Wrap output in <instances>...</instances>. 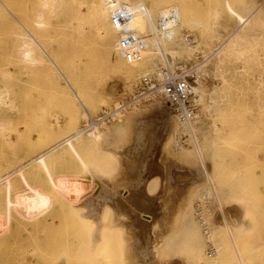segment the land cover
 I'll list each match as a JSON object with an SVG mask.
<instances>
[{
    "label": "rangeland",
    "instance_id": "374dc122",
    "mask_svg": "<svg viewBox=\"0 0 264 264\" xmlns=\"http://www.w3.org/2000/svg\"><path fill=\"white\" fill-rule=\"evenodd\" d=\"M0 1V264H264V0H124L157 30L161 8L190 9L174 44L147 29L156 57L131 63L105 0ZM162 54L191 127L144 83Z\"/></svg>",
    "mask_w": 264,
    "mask_h": 264
},
{
    "label": "bare ground",
    "instance_id": "6f19581e",
    "mask_svg": "<svg viewBox=\"0 0 264 264\" xmlns=\"http://www.w3.org/2000/svg\"><path fill=\"white\" fill-rule=\"evenodd\" d=\"M74 3H75V1L74 0H72ZM71 1V2H72ZM0 3H1V1H0ZM73 3V4H74ZM1 5V4H0ZM159 5H160V3H159ZM3 6H4V4H3ZM2 6V7H3ZM1 7V6H0ZM0 8L1 10L4 8ZM181 7V6H180ZM180 7L177 5V4H173V5H171V6H165L164 8H161L160 10H159V12H158V30H157V28L155 29L154 28V22H153V20H152V16H151V11H149L148 9H146L145 7H144V9H145V13H140V20L137 22V26L139 25V27L137 28V26H136V33L137 34H141L142 35V33L143 32H145L147 29H150L151 28V30H152V32L154 31V30H156L159 34H161L162 36H164V38L169 42V45H171V44H174V36H175V34H176V30H177V28H180V27H182V26H184L185 25V22L184 21H182V18L184 19L185 18V20H186V24H187V20L189 19V16H188V14H190V9H188V13L186 12L187 11V8H186V10H185V8L182 6L181 7V9H182V11H183V8H184V10H185V12L186 13H183L182 14V12L180 11ZM190 7V6H189ZM0 10V12L2 13V15H3V17H5L6 19H8V14L6 13V12H3V11H1ZM7 10V9H6ZM229 10V9H228ZM227 10V11H228ZM8 11V10H7ZM255 11V10H254ZM9 12H10V10H9ZM253 15V14H252ZM74 18L75 17H73V19H72V21L74 20ZM77 18V17H76ZM75 18V19H76ZM75 21V20H74ZM251 20H250V17H247L245 20H243L241 23H240V27H242V26H244V25H247L249 22H250ZM198 23V22H197ZM251 25V24H250ZM21 27V26H20ZM24 27V26H23ZM22 28V27H21ZM176 28V29H175ZM132 29H133V31H134V27L132 26ZM22 30H24V29H22ZM149 31V30H148ZM135 32V31H134ZM237 32V31H236ZM155 33V32H154ZM150 34H153V33H150ZM17 35L20 37V38H22L23 39V41L21 42V44H20V52H21V55L23 56V58H25V59H27V60H29V61H31L32 63H34V65L35 64H40V63H42V58L40 57V56H38V54L36 53V49H33V47H34V44H36L37 45V43H35V40L34 39H32V37H28V35H26V33L24 34V33H19V32H17ZM146 35V34H145ZM144 35V36H145ZM150 36V35H149ZM242 36V35H241ZM236 37V33L234 32V33H232L223 43H222V45H220L217 49H215V51L213 52V53H210V54H212V56H216V55H218L220 52H221V50H222V48H223V46H225L226 45V43L230 40V39H233V38H235ZM31 38V39H30ZM152 38V37H151ZM148 41H149V39H148ZM189 41V40H188ZM150 43H153V42H151V41H149ZM190 42V41H189ZM38 46H40L39 44H38ZM168 45H166V47H167ZM47 47V46H46ZM41 48V47H40ZM159 47H158V45H157V48H156V46H154V48H149L143 55H142V57L141 58H143V59H145V60H147V61H151L153 58H155L156 57V55H155V53H154V50L156 49H158ZM162 48V47H161ZM160 48V49H161ZM164 48V47H163ZM39 48H37V50H38ZM42 50H44V49H42ZM160 51V50H159ZM161 51H163V50H161ZM160 51V52H161ZM166 51H168V53H173L172 52V50H168V48H166ZM44 52V51H43ZM164 52V51H163ZM163 52H161V53H163ZM119 53V52H118ZM160 53V54H161ZM165 53V52H164ZM175 54V53H174ZM38 56V57H37ZM42 56V55H41ZM119 56H120V54H119ZM161 56H163L162 57V59L164 60V63H163V66H165V69L164 70H162L161 71V73H160V75H159V77L157 78V82H159V85H151L150 86V89L149 90H153V89H155V88H157L158 86H161L162 85V82L165 80V78H166V76H169L168 75V73H167V71H170L171 70V68L173 69V63H167L166 61H167V58H164L165 57V54H162ZM161 56H160V58H161ZM172 57H175V55H171ZM121 57V56H120ZM122 58V57H121ZM166 59V60H165ZM173 59V58H172ZM162 60V61H163ZM126 61V60H125ZM50 62H52V61H50ZM129 63H131V62H129ZM53 65H55L54 63H53ZM200 66H202V65H200ZM55 67V66H54ZM55 72V71H54ZM172 72V71H171ZM143 74V73H142ZM159 74V73H158ZM158 84V83H157ZM160 90V89H159ZM196 92V91H195ZM5 96H6V92L5 91H0V104H2V102H3V100H4V98H5ZM80 102V101H79ZM118 110V109H117ZM85 114H86V112H85ZM115 114L116 113H112L111 115L112 116H115ZM87 115V118H91V116L90 115H88V114H86ZM101 120V119H100ZM95 122H98V120H95L94 121V123ZM192 126V125H191ZM190 126V127H191ZM95 128L97 127V125L96 126H94ZM95 128H94V130H95ZM194 129V128H193ZM97 132H98V130H97ZM194 132V131H193ZM82 133H83V131H80V132H76L74 135H72V136H70L69 138H67V139H65L63 142H62V144L59 146H57L56 148H58V147H65L66 145H68V144H70L71 142H74V141H76V140H78L81 136H82ZM94 133H92L91 135H93ZM60 142V141H59ZM55 145V144H54ZM56 148H52V149H50V150H46V151H43L41 154H39L38 155V157L37 158H35L34 160H32L30 163H28L26 166H24L23 168H21V169H19L15 174L17 175V174H19V173H22V171L23 170H25L26 168H30V167H32V166H36V164H38L39 162H43L44 160H45V158H47L48 156H50L55 150H56ZM197 148H198V146L196 145V150H197ZM206 172H207V170H206ZM14 174V175H15ZM13 175V174H12ZM12 175L11 176H7L6 178H4V179H1L0 180V186H3V185H5L8 181H10V179H11V177H12ZM207 176H208V174H207ZM209 178V177H208ZM207 182V181H206ZM208 183H209V181H208ZM211 183V182H210ZM9 185V184H8ZM210 185V184H209ZM213 185V184H212ZM211 185V186H212ZM5 186H7V184L5 185ZM4 186V187H5ZM3 187V188H4ZM2 188V187H1ZM212 188H214L215 189V187L214 186H212ZM1 190V189H0ZM3 190V189H2ZM1 190V191H2ZM214 192H215V190H214ZM216 193V192H215ZM142 218H143V220L145 221V222H150L151 221V216H149L148 214L146 215V214H143L142 216H141ZM142 220V221H143ZM152 222V221H151ZM146 224V223H145ZM151 224V223H150ZM146 225H148V224H146ZM226 230V229H225ZM216 252H217V250H215ZM216 252H213V254L215 255V253ZM204 253L202 252V255H203ZM217 254V253H216ZM201 255V254H200ZM201 255V258L203 257ZM212 256V255H211ZM200 257H199V259H201ZM203 259V258H202Z\"/></svg>",
    "mask_w": 264,
    "mask_h": 264
},
{
    "label": "built area",
    "instance_id": "2783aa9c",
    "mask_svg": "<svg viewBox=\"0 0 264 264\" xmlns=\"http://www.w3.org/2000/svg\"><path fill=\"white\" fill-rule=\"evenodd\" d=\"M105 1L108 3L110 21L117 30L118 52L124 60L127 62H135L139 60L149 48L157 46L156 34H151V37L154 38V43H150L144 35L137 34L132 29L135 16L139 12L145 13L143 7L139 11L135 6L124 0ZM144 83L145 85L151 86L147 78L144 80ZM160 90H162V94L166 96V98L172 101L180 121L187 127H190L193 123V118L188 107L189 87L187 83L183 80L172 81L169 76H166ZM212 254L213 247L209 246L208 255L211 257Z\"/></svg>",
    "mask_w": 264,
    "mask_h": 264
}]
</instances>
